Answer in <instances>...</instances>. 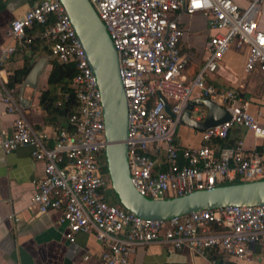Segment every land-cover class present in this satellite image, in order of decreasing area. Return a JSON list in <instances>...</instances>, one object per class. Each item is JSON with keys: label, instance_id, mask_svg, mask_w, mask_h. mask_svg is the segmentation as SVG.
I'll return each instance as SVG.
<instances>
[{"label": "built area", "instance_id": "built-area-1", "mask_svg": "<svg viewBox=\"0 0 264 264\" xmlns=\"http://www.w3.org/2000/svg\"><path fill=\"white\" fill-rule=\"evenodd\" d=\"M89 1L119 56L128 101V162L137 191L159 201L264 180V151H249L241 141L216 148L236 128L259 139H264V128L236 92L210 83L232 49L249 52L247 72L264 73V30L258 19L264 0H251L247 9L234 0ZM185 15L205 16L215 32L206 44V63L191 80L186 75L190 57L181 49ZM36 27L43 30L31 35ZM37 39L51 57L75 65L72 86L77 102L68 127L58 129L50 148L51 137L30 124L12 92L6 87L0 91V104L16 117L12 134L0 132V149L10 154L29 148L33 159L45 163V177L37 182L32 203L38 214L60 213L58 225L66 228L71 243L78 234L95 235L104 248L103 264H133L137 251L153 244L171 254L189 251L210 264H217V256L250 261L256 247H264V206L155 221L116 204L110 174L104 171L108 143L102 94L61 0H35L30 11L12 22V44L3 48L0 67ZM195 91L225 109L231 120L203 132V147L183 149L177 130Z\"/></svg>", "mask_w": 264, "mask_h": 264}, {"label": "crops", "instance_id": "crops-1", "mask_svg": "<svg viewBox=\"0 0 264 264\" xmlns=\"http://www.w3.org/2000/svg\"><path fill=\"white\" fill-rule=\"evenodd\" d=\"M242 9L250 6L251 0H234ZM35 0H0V59L3 48L12 44L11 24L30 11ZM260 28L264 30V10L258 16ZM185 37L181 49L190 57L186 71L191 80L205 65L208 54L206 44L215 32L203 15L183 17ZM35 35L37 30L30 31ZM39 46V45H38ZM20 49L4 66L0 67V91L8 88L15 101L22 105L30 124L39 132L49 135L48 146L54 147L53 137L59 128L68 127V121L41 106V95L49 89V77L53 66L51 53L44 46ZM249 52L232 49L221 63L210 83L222 91L236 92L249 104V112L264 128V73L256 70L247 72ZM47 59L48 64L39 78L35 89L25 88L29 74L37 63ZM31 64L32 68L22 84L10 87L15 74ZM203 99L195 91L193 100ZM26 101V104L23 101ZM196 109L193 118L203 122L207 112ZM16 117L0 104V132L12 134ZM177 143L183 149H199L204 146L203 132L181 125L177 130ZM243 142L247 150L259 148L264 151V139L253 132L236 128L227 141H219L216 148L234 146ZM45 177V163L33 159L29 148H20L10 154L0 149V264H103L104 248L93 234H78L71 243L66 237V228L59 226L60 213L40 215L32 208L37 182ZM13 217V219L11 218ZM86 257H90L88 260ZM217 264H264V247H256L250 261L217 256ZM133 264H210L208 259L196 257L189 251L168 253L163 245L153 244L140 248Z\"/></svg>", "mask_w": 264, "mask_h": 264}, {"label": "water", "instance_id": "water-1", "mask_svg": "<svg viewBox=\"0 0 264 264\" xmlns=\"http://www.w3.org/2000/svg\"><path fill=\"white\" fill-rule=\"evenodd\" d=\"M61 2L98 80L108 143L106 150L108 171L119 204L140 218L155 221H168L201 211L227 207L264 206V180L237 183L211 191H197L183 197L159 201L148 199L137 191L132 183L128 162V101L120 74L117 50L106 26L89 0H61ZM47 64V59H43L35 65L24 89L37 87ZM23 103L26 104V101L24 100ZM196 109L207 112L203 122L193 118ZM230 120L231 116L225 109L210 100L199 99L191 101L182 124L205 132Z\"/></svg>", "mask_w": 264, "mask_h": 264}, {"label": "trees", "instance_id": "trees-1", "mask_svg": "<svg viewBox=\"0 0 264 264\" xmlns=\"http://www.w3.org/2000/svg\"><path fill=\"white\" fill-rule=\"evenodd\" d=\"M35 30L42 31L43 28L36 27L34 31ZM36 45L43 46L37 39L31 46L27 47V49L35 48ZM44 48L47 49V53L50 52L48 48ZM51 65L53 66V70L48 81L49 89L41 95V106L45 111L51 112L53 115H57L58 117H62L68 121L69 117L77 108L75 91L72 86L76 75V68L72 63L63 64L56 59L51 61ZM31 68L32 65L29 64L24 69L18 71L11 79L10 87L13 88L18 84H22Z\"/></svg>", "mask_w": 264, "mask_h": 264}, {"label": "rangeland", "instance_id": "rangeland-1", "mask_svg": "<svg viewBox=\"0 0 264 264\" xmlns=\"http://www.w3.org/2000/svg\"><path fill=\"white\" fill-rule=\"evenodd\" d=\"M205 113H206V111L202 110L200 114H201V115H204ZM194 116H196V115H194ZM177 135H178V134H177ZM104 171H106V172L109 173V171H108V167H106V168L104 169ZM111 199H113V201H114L116 204H119L118 197H117V195L115 194V192L112 193V197H111Z\"/></svg>", "mask_w": 264, "mask_h": 264}]
</instances>
